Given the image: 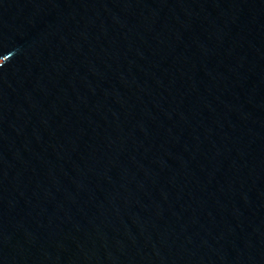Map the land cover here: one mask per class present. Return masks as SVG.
I'll list each match as a JSON object with an SVG mask.
<instances>
[{
	"label": "water",
	"instance_id": "water-1",
	"mask_svg": "<svg viewBox=\"0 0 264 264\" xmlns=\"http://www.w3.org/2000/svg\"><path fill=\"white\" fill-rule=\"evenodd\" d=\"M0 264H264V0H0Z\"/></svg>",
	"mask_w": 264,
	"mask_h": 264
}]
</instances>
